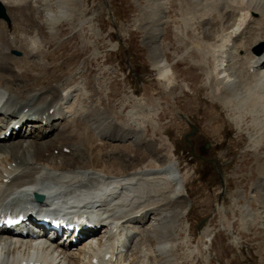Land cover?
<instances>
[{
	"label": "bare ground",
	"instance_id": "6f19581e",
	"mask_svg": "<svg viewBox=\"0 0 264 264\" xmlns=\"http://www.w3.org/2000/svg\"><path fill=\"white\" fill-rule=\"evenodd\" d=\"M184 1L193 16L203 11L198 20L203 26L202 38L193 45L201 62L192 63L204 76L202 87L214 104L230 113L229 119L238 130L247 125L249 118L253 131L249 134L250 153L259 160L256 155L264 150V0ZM71 2L0 0L9 20L14 21L9 7L18 8V13L29 11L34 30L43 23L50 38L57 37L59 26L69 16L81 15L82 10ZM144 3L143 11H153L144 18L145 24L154 21L157 24L153 31L159 33L168 0ZM213 11L218 12L215 27L211 21ZM20 24L17 38L0 30V208L14 204L34 217L68 218L82 213L94 225H102L103 230L70 250L42 238L0 236V264H178L176 248L188 243V175L180 172L174 146L166 138L160 137L161 144L153 145L160 122L128 113L129 122L121 124L116 116L99 107V99H90L88 88L79 80L65 87L47 85L29 91L22 79L26 70L19 66L29 59L42 65L44 40L37 34L28 38L24 24ZM16 43L24 46L20 58L11 56L21 51ZM260 46L263 52L255 55L254 49ZM165 52H158L153 67L168 87L175 76ZM217 120L218 116L213 122ZM145 125L152 128L149 139L145 138ZM15 126L19 128L15 130ZM8 130L10 137L6 139ZM95 142L103 148L129 146L131 151L119 155L112 149L99 154L104 165L98 168L97 157H91ZM142 148L146 156L144 163H139ZM257 170L263 176L264 164L258 163ZM32 194L42 197L40 205L33 204ZM238 198L239 194L233 204ZM258 206L253 212L246 209L247 222L259 216L264 219V206ZM217 211L220 226L229 231L222 203ZM210 234L208 228L201 230L197 254H204L208 248ZM121 249L125 252H119Z\"/></svg>",
	"mask_w": 264,
	"mask_h": 264
},
{
	"label": "rangeland",
	"instance_id": "374dc122",
	"mask_svg": "<svg viewBox=\"0 0 264 264\" xmlns=\"http://www.w3.org/2000/svg\"><path fill=\"white\" fill-rule=\"evenodd\" d=\"M71 4L82 13L69 16L59 26L56 38L49 37L43 23L36 33L29 11L18 13V8L9 7L14 21H0V30L7 31L8 35L17 38L22 22L28 38L37 34L44 40L42 65L29 59L19 66L26 70L22 77L26 87L29 91L47 85L65 87L79 80L88 88L90 99H99V107L116 116L121 124L129 122L126 120L128 113H136L142 118L154 117L160 124L153 145L159 146V138H166L174 146L173 154L180 172L188 175L185 184L188 243L176 248V262L264 264V219L254 216L247 222L244 216L247 210L253 212L258 205L264 206V175L257 170L258 163L264 164V150L257 153L259 160H256L250 153L249 134L253 131L249 118L245 122L247 125L238 130L229 119L230 113L214 104L202 87L204 76L192 63L201 62L193 45L202 38L203 26L199 21L203 11L195 17L187 11L184 0H168L162 17L163 27L156 33L153 29L157 23L145 24L144 18L153 11H143L146 10L144 0H72ZM213 12L211 21L215 27L218 12ZM20 16L21 20H18ZM16 45L21 51H14L11 56L20 58L24 46ZM159 51H166V61L175 76L168 87L167 81L159 78L153 67ZM15 52L19 56L14 55ZM45 70L49 72L45 73ZM18 89L24 92L21 86ZM215 115L220 120L214 123ZM144 132L146 139L151 138L149 125H145ZM93 145L91 157H97L98 168L104 165L99 154L112 149L119 155L131 151L124 145H106L104 148L99 142ZM143 155L146 156L144 148L139 150V163H144ZM238 194V202L233 204ZM221 203L225 221L230 224L229 231L220 226L217 208ZM204 228L209 229L211 240H207L208 248L204 254L199 255L196 249ZM178 238H181L179 234Z\"/></svg>",
	"mask_w": 264,
	"mask_h": 264
},
{
	"label": "water",
	"instance_id": "95a60500",
	"mask_svg": "<svg viewBox=\"0 0 264 264\" xmlns=\"http://www.w3.org/2000/svg\"><path fill=\"white\" fill-rule=\"evenodd\" d=\"M0 19L7 20V17L5 15V9L1 4H0ZM262 49H263V46H260L259 51H257L256 53L261 54Z\"/></svg>",
	"mask_w": 264,
	"mask_h": 264
}]
</instances>
